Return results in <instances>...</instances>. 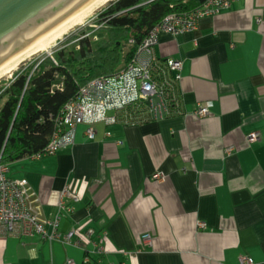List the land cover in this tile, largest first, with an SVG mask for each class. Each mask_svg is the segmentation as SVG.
Wrapping results in <instances>:
<instances>
[{
	"label": "crops",
	"instance_id": "obj_1",
	"mask_svg": "<svg viewBox=\"0 0 264 264\" xmlns=\"http://www.w3.org/2000/svg\"><path fill=\"white\" fill-rule=\"evenodd\" d=\"M155 50L182 61L184 113L97 123L93 138L79 124L73 145L9 162L40 217L53 218L61 200L73 206L58 231L76 228L81 244L0 236V264H264V0H234L194 31L160 32ZM199 104L211 114L196 116ZM253 131L260 137L249 142ZM67 185L78 202L62 198ZM102 231L105 251L93 243Z\"/></svg>",
	"mask_w": 264,
	"mask_h": 264
},
{
	"label": "built area",
	"instance_id": "obj_2",
	"mask_svg": "<svg viewBox=\"0 0 264 264\" xmlns=\"http://www.w3.org/2000/svg\"><path fill=\"white\" fill-rule=\"evenodd\" d=\"M233 1L206 0L193 10L175 11L165 15L142 40L129 63L120 66L111 75L96 77L80 87L74 98L65 104L61 113L54 119L55 129L48 143L30 157L38 159L73 145L79 124L87 125L86 134L93 138L94 125L97 123L108 126L137 125L184 113L178 92L182 61L157 55L155 46L159 33L178 35L194 31L203 17L216 15L219 11L229 8ZM134 43V39L130 38L126 45L131 47ZM76 48L79 49V45ZM49 56L58 64L52 53H49ZM60 86L57 85L58 88ZM194 114L198 117L209 116V104H199ZM259 137L260 133L257 131L246 135L249 142L256 141ZM153 178L161 180L164 174L157 172ZM66 196H69L72 202L80 200L78 194L68 185L62 190V198ZM35 199L36 193L27 180H17L9 175V163L2 160L0 152V236L39 235L42 239L80 245L81 240L77 236L76 228L65 234L58 231L62 211L70 213L73 206L61 200L59 211L53 218H42L32 206ZM198 226L205 227L206 223L199 221ZM94 232V229L89 227L83 234L90 241ZM74 237H77L76 240ZM106 237L107 232L102 231L101 242L93 241L99 251H105L102 242ZM150 238L149 233H144L141 241L147 242ZM89 259V256L85 257V261ZM240 262L251 264L252 260L241 256ZM67 264L76 263L68 259Z\"/></svg>",
	"mask_w": 264,
	"mask_h": 264
},
{
	"label": "trees",
	"instance_id": "obj_3",
	"mask_svg": "<svg viewBox=\"0 0 264 264\" xmlns=\"http://www.w3.org/2000/svg\"><path fill=\"white\" fill-rule=\"evenodd\" d=\"M205 1L109 0L97 13L94 25L85 28L98 27L105 37L94 43L88 36L72 34L67 38L76 42L72 48L65 46L53 52L58 64L45 55L40 62L26 61L16 68L0 88V102L5 99L0 107L2 160L9 163L42 150L55 129L54 119L80 87L129 63L139 44L165 15L193 10ZM130 38L135 43L124 54Z\"/></svg>",
	"mask_w": 264,
	"mask_h": 264
},
{
	"label": "water",
	"instance_id": "obj_4",
	"mask_svg": "<svg viewBox=\"0 0 264 264\" xmlns=\"http://www.w3.org/2000/svg\"><path fill=\"white\" fill-rule=\"evenodd\" d=\"M92 0H0V65Z\"/></svg>",
	"mask_w": 264,
	"mask_h": 264
},
{
	"label": "bare ground",
	"instance_id": "obj_5",
	"mask_svg": "<svg viewBox=\"0 0 264 264\" xmlns=\"http://www.w3.org/2000/svg\"><path fill=\"white\" fill-rule=\"evenodd\" d=\"M109 0H92L84 5L80 10L72 14L69 18L59 23L57 26L49 30L38 40L30 43L10 59L0 65V79L9 75L18 65L26 58L45 50L49 44L65 34L67 31L83 22L87 17L94 13L97 9L105 5Z\"/></svg>",
	"mask_w": 264,
	"mask_h": 264
},
{
	"label": "rangeland",
	"instance_id": "obj_6",
	"mask_svg": "<svg viewBox=\"0 0 264 264\" xmlns=\"http://www.w3.org/2000/svg\"><path fill=\"white\" fill-rule=\"evenodd\" d=\"M108 3V2H107ZM106 3V4H107ZM105 4V5H106ZM105 5H103L102 7H100L99 9H97L94 13H92L89 17H87L83 22L79 23L78 25H76L75 27H73L72 29H70L69 31H67L65 34H63L62 36H60L58 39H56L55 41H53L51 44H49V46L45 49L42 50L26 59H24L17 67V69L19 68V66L24 65V63H26V61H38L40 62L41 59L45 56V55H49V53L54 52V50L56 49H60L62 47H67L68 49L72 48V44H76V42H68L67 38L70 37L72 34H81V36H88L90 37V39L96 43L98 42L103 36L105 37L106 34L101 30L98 29V27H95L94 30H89V29H85L86 27L89 26H93V22H94V18L96 17L97 13L105 7ZM129 47L126 45L124 48V54L128 51ZM37 62V64H38ZM16 70V69H15ZM14 70V71H15ZM12 71L9 75L4 76L3 78L0 79V88L2 86H4L8 80L12 77L13 72ZM2 101L0 102V106H1Z\"/></svg>",
	"mask_w": 264,
	"mask_h": 264
}]
</instances>
